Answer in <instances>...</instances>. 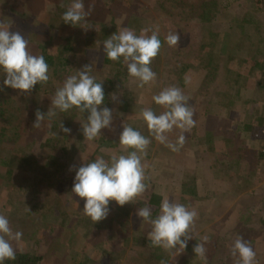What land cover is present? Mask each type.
<instances>
[{
  "label": "rangeland",
  "instance_id": "obj_1",
  "mask_svg": "<svg viewBox=\"0 0 264 264\" xmlns=\"http://www.w3.org/2000/svg\"><path fill=\"white\" fill-rule=\"evenodd\" d=\"M71 3L0 0V22L19 31L33 54L46 50L54 60L48 63V83L37 84L30 94L4 87L0 69V214L23 234L14 243L16 254L42 256L43 264H205L193 247L207 237L206 264H237L231 248L240 235L256 252L257 264H264V75L252 72L251 63L264 53V0H133L132 8L103 7V13L92 7L87 21L93 27L87 32L62 21ZM84 3L86 10L92 4ZM203 3L211 4L206 11ZM215 25L220 35L212 46L204 31ZM148 26L159 27L163 46L151 65L155 84L140 88L122 58L107 59L103 42L123 27L139 35ZM175 31L179 46L169 47L165 37ZM88 64L97 82L103 80L100 107L114 110L112 129L85 140L81 124L89 113L75 108L57 109L56 117L33 128L36 110L46 114L56 89ZM172 85L190 97L196 121L178 152L156 141L140 116L145 107L157 115L164 111L152 97ZM60 122L71 134L60 130ZM124 125L151 140L142 161L149 187L136 203L121 207L112 201L108 217L93 224L83 213L84 201L71 191L75 170L69 168L97 157L110 160L111 152L127 155L131 150L119 143ZM180 134L174 129L167 135L175 143ZM183 175L196 179V194L178 202L194 208L198 219L193 238L178 255L152 246L151 225L136 213L148 205L152 218L158 216L165 196H181L176 182Z\"/></svg>",
  "mask_w": 264,
  "mask_h": 264
},
{
  "label": "clouds",
  "instance_id": "obj_2",
  "mask_svg": "<svg viewBox=\"0 0 264 264\" xmlns=\"http://www.w3.org/2000/svg\"><path fill=\"white\" fill-rule=\"evenodd\" d=\"M91 12L92 6L89 5L86 10L84 0H72L62 15V21L73 26L79 25L87 32L93 27L87 21ZM10 27L11 24L0 22V69L6 74L3 85L30 94L37 84L44 85L50 80L49 65L43 55L33 54L29 49V41L19 31L10 32ZM165 40L169 47H178L180 35L176 31L169 32ZM162 46L158 26L142 28L139 35L135 30L123 27L103 42L107 59L119 62L122 58L128 75L139 81L137 86L140 88L155 84L157 74L151 65L160 54ZM92 70V64H88L81 70H76L75 74L67 76L62 86L56 89L47 113L36 110L33 128H41L46 117L49 120L56 117L57 109L64 113L75 108L80 113H89L86 123L81 124L85 140L94 141L102 134L103 129L111 130L114 110L100 107L105 101L103 80L97 82L96 77L91 75ZM2 90L0 88V91ZM112 98L115 100L116 96L113 95ZM152 100L165 110L157 115L152 108L145 107L140 116L156 141L171 151L178 152L186 142L184 133L196 125L190 97L186 96L181 88L172 85L163 88ZM59 128L63 133L71 134L72 130L62 122ZM122 128L119 143L124 151L131 150L127 155L111 152L110 160L97 157L93 162L83 163L78 169H75V166L69 168V171L75 170L71 191L84 201L83 213L93 224L108 217L112 201L121 207L136 203L137 198L149 187L145 183L148 177L142 161L151 140L130 125H124ZM174 129H179L181 133L175 143L170 142L167 135ZM152 212V207L146 205L136 213L143 222L151 225L148 232L151 245L169 253H173V250L178 255L182 253L187 248L188 241L193 238L198 212L175 199L170 201L167 196L161 201L159 215L154 219ZM22 235V232L12 229L4 214H0V264H4L5 260L16 259L17 249L14 243L18 244ZM207 240V237H203V242L193 247L195 256L205 261V264ZM231 254L238 257L237 264H257L256 252L243 236L238 235L235 238Z\"/></svg>",
  "mask_w": 264,
  "mask_h": 264
},
{
  "label": "trees",
  "instance_id": "obj_3",
  "mask_svg": "<svg viewBox=\"0 0 264 264\" xmlns=\"http://www.w3.org/2000/svg\"><path fill=\"white\" fill-rule=\"evenodd\" d=\"M87 2H89L88 4H90L93 8L96 7L98 9L99 13H103V11L101 12V10L105 9L103 7H127V8H132L133 7V0H85ZM193 1H198V0H193ZM102 4V5H101ZM101 5V6H100ZM211 5L203 3V11L208 9V6ZM218 8L221 10V7L218 6ZM223 14H226V12H224ZM216 27H214V30L212 31L211 28H205L204 31V39L208 40V43L212 42V46L214 45V43H216V41H214V39H217L219 34V28L218 25H215ZM220 26V25H219ZM243 28L244 31L247 29L246 26H244ZM242 28V29H243ZM211 33V34H210ZM227 33V32H226ZM229 36H225V40H224V44L227 45L229 44ZM46 52V53H45ZM44 52V57L47 63L52 64L54 62L52 55L47 54V51L45 50ZM253 62V63H252ZM251 63L253 64L252 66V72L255 71H259V72H263L264 75V53L262 51V55L260 57H254L251 61ZM228 66V65H227ZM226 72H230L233 73L232 70L228 67L226 68ZM234 78V77H233ZM236 81L235 83H238V78H241V76L236 75ZM259 86L261 87V84H259ZM262 88V87H261ZM257 129H259L260 131H262V127L257 126ZM262 134V132H259ZM179 186H181V196L179 198V196L177 197V195L173 197V199H175L177 202L180 201L181 198L187 197V194L194 195L195 196V189L194 186L196 185V179L192 178L189 175H183V178L181 180H178L176 182ZM170 199V198H169ZM173 199H170L173 200ZM162 201V200H161ZM156 206V205H155ZM4 264H43V257L36 255V254H30V253H18L16 254V259L15 260H5Z\"/></svg>",
  "mask_w": 264,
  "mask_h": 264
}]
</instances>
